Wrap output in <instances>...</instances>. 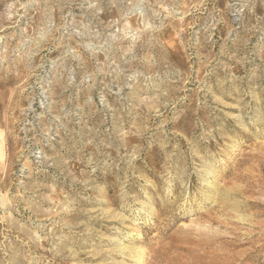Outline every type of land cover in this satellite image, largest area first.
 Here are the masks:
<instances>
[{
  "label": "rangeland",
  "instance_id": "obj_1",
  "mask_svg": "<svg viewBox=\"0 0 264 264\" xmlns=\"http://www.w3.org/2000/svg\"><path fill=\"white\" fill-rule=\"evenodd\" d=\"M0 264H264V0H0Z\"/></svg>",
  "mask_w": 264,
  "mask_h": 264
}]
</instances>
